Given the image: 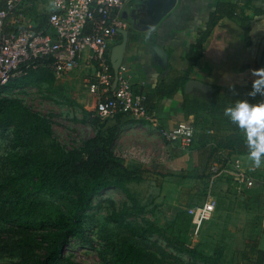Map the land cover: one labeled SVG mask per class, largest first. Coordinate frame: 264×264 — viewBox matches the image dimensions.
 Returning <instances> with one entry per match:
<instances>
[{
	"label": "trees",
	"instance_id": "obj_1",
	"mask_svg": "<svg viewBox=\"0 0 264 264\" xmlns=\"http://www.w3.org/2000/svg\"><path fill=\"white\" fill-rule=\"evenodd\" d=\"M254 1L256 0H244L235 4L218 2L209 15L205 29L200 32L198 41L187 55V70L173 84H159L157 96H170L178 88L184 87L188 73L202 55L204 41L221 19L227 18L239 23L247 34L249 18L245 11L253 7ZM1 8L3 5L0 1ZM252 9L255 16L264 13L261 9ZM43 21L36 30L44 31L46 21ZM41 81L47 82L49 93L61 97L68 104L74 103L71 96L61 94V86L55 83L56 78L45 69L33 70L13 79L7 88H24ZM212 94L214 95L202 102L189 100L183 95L182 110L185 117L202 111L209 116L214 130L230 134L212 144L208 140L202 142L200 148L204 162L193 174L182 175V178L204 180L210 176L208 169L213 162H223L224 156L245 155L251 151L245 131L225 110L239 101L246 100L250 104L264 102V90L258 91L254 86H233L225 89L221 96ZM93 111L90 113L94 114ZM92 120L106 124L109 119L94 117ZM118 127L115 124L98 130L93 137L84 141L81 148L65 150L52 142L49 152H41L38 150V141L52 136L49 119L31 110L20 99L0 93V130L11 129L13 143L21 150L13 155L10 171L0 174V220L18 233L12 240L0 237V240L3 239L0 241V251L20 250L22 258L15 264H79L65 255L64 251L70 240L84 237V213L91 208L94 196L110 188L119 189L128 195L127 184L141 180L144 173H157L161 177L174 175L171 172H156L141 164H126L116 156L113 145ZM222 150H227L229 155L221 154ZM251 189L244 191L251 197L247 203L263 201L264 186ZM127 211L138 214L143 212V208L136 207ZM187 222L191 223L189 216ZM149 227L155 233H163L159 226L149 224ZM260 234L264 239V230H260ZM178 243L179 250L192 259L218 264L215 258L182 242ZM257 254L253 264H264V250H257ZM104 264L161 263H157L153 256L133 243L124 240Z\"/></svg>",
	"mask_w": 264,
	"mask_h": 264
},
{
	"label": "rangeland",
	"instance_id": "obj_2",
	"mask_svg": "<svg viewBox=\"0 0 264 264\" xmlns=\"http://www.w3.org/2000/svg\"><path fill=\"white\" fill-rule=\"evenodd\" d=\"M54 78L55 83L61 86V94L71 96L74 103L68 104L61 97L49 93L48 84L43 81L24 88L10 87L2 94L20 99L31 110L49 119L52 136L40 139L38 150L49 152L52 142L65 150L81 148L84 141L98 130L114 125L112 118L106 124L92 120L93 96L88 95L87 88L81 85L77 76ZM127 125L120 127L122 135L119 138L124 137L123 142L129 141L131 145L123 146L121 143L116 156L126 164H141L156 172L174 175L161 177L157 173H144L141 180L127 184L128 195L110 188L94 196L91 208L84 213V237L70 240L65 255L79 264H104L125 240L153 256L157 263L209 264L181 252L178 242H182L215 258L218 264L255 263L257 250H264L258 227L264 213L259 203L248 204L251 197L246 192L238 195L233 178L225 173L204 180L182 178V175L195 171L189 163L182 170L169 163L175 157L169 142L158 133L160 142L155 139L149 142L146 139L151 137L150 134L146 136L137 131L138 127ZM19 152L20 148L13 143L11 129L0 130V174L10 171L11 159ZM255 178L253 189L259 186ZM210 198L216 200L211 217L199 226L188 224L186 209L200 206ZM136 207H142L143 212L127 211ZM149 224L159 226L163 233L153 232ZM17 236L15 229H9L0 220L1 238L12 240ZM21 258L20 250L0 251V264H15Z\"/></svg>",
	"mask_w": 264,
	"mask_h": 264
},
{
	"label": "crops",
	"instance_id": "obj_3",
	"mask_svg": "<svg viewBox=\"0 0 264 264\" xmlns=\"http://www.w3.org/2000/svg\"><path fill=\"white\" fill-rule=\"evenodd\" d=\"M0 1L3 5V1ZM147 1L131 0L126 5L124 17L128 28L118 38L112 40L108 48L111 67L113 69L119 66L126 67L125 75L133 91L146 96L148 113L155 119L157 125L171 129L180 122H188L193 126L194 141L191 146L182 147L176 142L182 148L180 150L176 143H169L175 155L169 163H173L174 167L180 170L189 163L196 170L204 162L201 143L208 140L211 141L209 144H212L213 141L226 138L230 133L214 130L209 116L202 111L185 117L182 110L183 95L189 100L202 102L210 95H214L212 93L221 96L229 87L253 86V81L257 78L253 71L264 68V13L255 16L252 8L264 12V0H256L253 7L246 9L245 14L249 18L247 34L239 23L227 18L221 19L204 41L202 55L188 73L184 87L164 97L157 96V87L161 83L173 84L187 70L189 64L187 55L198 41L200 32L205 29L216 4L218 2L235 4L244 0H176L174 7L155 26L144 29L136 22V16ZM51 11V0H28L24 9L25 22L35 29L42 20L46 21ZM71 75L77 76L83 86L82 73L73 72L69 74ZM260 89L264 90V85H260ZM112 119L114 125L119 126L113 145L114 153L121 143L123 146L131 145L129 141L123 142L124 137L119 138L122 135L120 127L126 126V122H129L128 125L138 127L137 131L141 134L146 136L150 134L151 137L146 139L149 142L152 139L160 142L155 125L147 120L136 119L128 114H118ZM221 152L224 155L228 154L227 150ZM229 157L239 159L248 174L256 177L258 187L264 186V163L256 167L249 154H232ZM262 200L259 203L264 213V196ZM258 227L259 233L260 230H264V220L259 222ZM262 240L264 242L263 238Z\"/></svg>",
	"mask_w": 264,
	"mask_h": 264
},
{
	"label": "built area",
	"instance_id": "obj_4",
	"mask_svg": "<svg viewBox=\"0 0 264 264\" xmlns=\"http://www.w3.org/2000/svg\"><path fill=\"white\" fill-rule=\"evenodd\" d=\"M0 9V93L11 80L33 70L45 69L56 77L82 73L83 87L94 98V114L107 120L117 114H128L154 124L158 134L169 143L189 147L194 141V128L180 122L171 129L156 124L148 113L146 96L133 91L125 75L126 67H111L109 44L127 30L125 7L131 0H51L44 31L33 29L25 22L24 9L28 0H2ZM213 162L210 177L225 173L242 195L255 180L237 158L225 157ZM212 182V179H211ZM214 198L200 206L186 209L194 226L211 217Z\"/></svg>",
	"mask_w": 264,
	"mask_h": 264
},
{
	"label": "clouds",
	"instance_id": "obj_5",
	"mask_svg": "<svg viewBox=\"0 0 264 264\" xmlns=\"http://www.w3.org/2000/svg\"><path fill=\"white\" fill-rule=\"evenodd\" d=\"M253 75L257 77L253 86L259 91L260 85H264V68L254 70ZM225 113L245 131L251 149L250 158L256 167L261 166L264 163V102L250 104L246 100L239 101Z\"/></svg>",
	"mask_w": 264,
	"mask_h": 264
},
{
	"label": "water",
	"instance_id": "obj_6",
	"mask_svg": "<svg viewBox=\"0 0 264 264\" xmlns=\"http://www.w3.org/2000/svg\"><path fill=\"white\" fill-rule=\"evenodd\" d=\"M176 0H148L137 13L136 22L149 29L155 26L175 5ZM125 16V12L123 14Z\"/></svg>",
	"mask_w": 264,
	"mask_h": 264
}]
</instances>
